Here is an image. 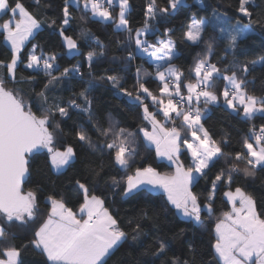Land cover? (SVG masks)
<instances>
[{
	"label": "snow or ice",
	"instance_id": "snow-or-ice-1",
	"mask_svg": "<svg viewBox=\"0 0 264 264\" xmlns=\"http://www.w3.org/2000/svg\"><path fill=\"white\" fill-rule=\"evenodd\" d=\"M195 4L177 37L169 25L192 7L188 0H143L139 21L133 0H0V264H134L128 257L150 233L143 254L154 259L143 264H264V209L246 190L249 181L264 186V55L248 58L244 48L264 36V0H217L210 12ZM89 23H103L115 39L105 43ZM42 31L58 41L54 48L40 42ZM81 40L91 50L81 52ZM73 55L82 59L61 68ZM60 86L71 91L67 100L55 94ZM101 91L135 105L140 122L122 125ZM216 108L246 126L238 147L230 132L217 137L206 126ZM153 150L168 172L149 162ZM41 154L44 180L78 160L83 172L62 192L32 181L30 160ZM221 193L224 210L214 215ZM107 194L160 203L139 207L124 225ZM149 220L157 223L145 231ZM178 223L185 227L173 231ZM125 245L132 252L118 256ZM29 251L39 259L26 260Z\"/></svg>",
	"mask_w": 264,
	"mask_h": 264
},
{
	"label": "trees",
	"instance_id": "trees-1",
	"mask_svg": "<svg viewBox=\"0 0 264 264\" xmlns=\"http://www.w3.org/2000/svg\"><path fill=\"white\" fill-rule=\"evenodd\" d=\"M23 2L28 5L31 4V0H23ZM227 2V0H220L221 7L224 6V4ZM188 3L192 6L190 9L184 10V14H181L180 16H177L176 19L173 21L172 25L169 26H176L177 27V37L180 35L179 31V25L182 21L186 20L187 15H191L192 11H195L198 8V5L195 4V0H188ZM202 3L209 6V12L211 11V7L214 6L217 3V0H202ZM134 8H133V15L136 16L138 12H140L143 0H133ZM77 17L80 15V13L76 12L74 13ZM41 15L43 16L44 13L41 12ZM200 15H205L204 12H200ZM7 18V17H5ZM142 17L136 16L137 21H139ZM86 27L90 28L92 32L99 36L101 40L105 41V43L108 42V40L115 39L114 36H111L110 29L106 27L103 23H89L86 25ZM73 28L76 29L78 32L79 29L76 27V25H73ZM260 30H257V33H259ZM72 34V33H70ZM262 40H264V36H261L259 34L249 37L247 41L244 43V48L246 49L245 55L248 58H257L260 55H264V46H262ZM36 42V41H33ZM40 42L45 45L47 49L54 48L58 41L55 39V37H49V35L45 32H41L40 34ZM80 43L82 44L81 52L86 53L87 51L91 50V41L81 40ZM56 50L63 52V49L57 48ZM200 51V49H195L191 52L190 55H188V63H191L192 58L196 55V52ZM111 54V53H110ZM118 54V53H117ZM187 55V53H185ZM4 55V45L2 42H0V56ZM82 57L80 55H73L71 57L69 56H63L58 62L61 65V68L69 66V64H75L77 61L81 60ZM99 64L103 66H108L107 61H101L98 62ZM139 63V61H137ZM183 63V61H181ZM185 67L188 65L185 64ZM84 72H87V68L85 67ZM102 70V68L100 69ZM123 75V73H121ZM254 75L259 76L260 71L257 69V71L254 73ZM87 78V77H86ZM43 79V77H41ZM78 81H74L71 85H69V88L77 87ZM133 83L132 80L128 81V87H131V84ZM223 85L220 84L218 87H222ZM149 87L153 90H155L156 85L154 83L149 84ZM63 86H60L56 90V95L62 96L65 100L71 95V91H62L61 89ZM257 88H259V83L257 84ZM100 96V102L103 107L107 108L109 111H111L112 116L121 122L122 125H130L132 127H135L140 121L137 119L138 116V109L135 105H128L127 103H121L119 100H116L112 97L111 93H104L101 91L99 93ZM150 103V101H149ZM82 120L86 121V117H83ZM69 124L72 122L69 121ZM257 124L260 123L259 120L256 121ZM206 126L212 131V133L219 137L222 134V129L224 131H228L231 133L232 136V144L236 147H238V140L240 138V135L243 134V131H246V126H242L240 124H237L235 120H233L230 116L223 113L219 108H216L211 113L210 119H208ZM143 148H141V152H143ZM146 155L150 156L151 159L149 162L155 161V166L158 167V170L161 172H168L170 169L167 167L166 161H156L155 160V153L154 150L151 153H145ZM83 156L81 155L80 159H82ZM31 163V180L37 181V182H44L47 183L49 187H55L56 191L62 192L63 189L67 186V182L69 179L75 177V175L78 172H83V166L77 161L76 165H74L73 168H69L65 173L63 174H55L51 173L48 180H44L43 174L47 172V169L45 167V157L43 154L39 155L36 159L30 160ZM54 182V183H51ZM239 183V181H238ZM249 187L246 188L247 191L253 192L254 195L257 198L258 201V209H264V186H261L259 181L256 183H252L251 181L248 182ZM201 185H204V181H200ZM25 188L32 187V183H26ZM235 187V185H233ZM202 189L197 188L196 191L200 192ZM71 199L75 200V194L70 193ZM160 201L159 198L156 199V201L153 202H145L144 204H136L129 202H124L121 200L120 196L117 194L115 197H112L111 194H107V202L106 206L109 207L110 211L113 212L120 220L121 222L126 225L128 218H130L133 215H136L139 207L147 206L149 208H154L159 205ZM226 202L222 198V193L218 196L216 200V213L214 215H219L220 211L224 210V204ZM154 214V213H153ZM172 218L169 217V220ZM174 222V221H173ZM146 227L145 231H147L149 228L153 226L154 223H157L154 220H149L144 222ZM168 222L161 217L159 221V225L162 227L167 226ZM185 227L183 223L176 224V227L173 229V231H178L179 228ZM209 227H211V223H209ZM159 234L158 232L156 233ZM188 235H191V232L187 233ZM169 235H171L169 233ZM209 232H203L201 231V238L204 241L205 244H207L209 240ZM152 234L150 233L149 239L145 241L143 248H137L136 251L132 256H129V259L134 260V264H143L144 261L152 260L154 259L150 254L144 255L143 253L146 252L148 249L150 242H151ZM180 239L177 238L176 240H172V248L176 251L177 255L180 253ZM132 249L128 248L127 245H125L120 253L117 255L125 254V253H131ZM171 255V253H169ZM25 259L28 261H34L39 259L34 253L31 251L25 253ZM115 259V258H114ZM207 259V258H206ZM163 258L160 260H156V264H162ZM111 264V261L109 262Z\"/></svg>",
	"mask_w": 264,
	"mask_h": 264
},
{
	"label": "crops",
	"instance_id": "crops-1",
	"mask_svg": "<svg viewBox=\"0 0 264 264\" xmlns=\"http://www.w3.org/2000/svg\"><path fill=\"white\" fill-rule=\"evenodd\" d=\"M167 162V161H166Z\"/></svg>",
	"mask_w": 264,
	"mask_h": 264
}]
</instances>
